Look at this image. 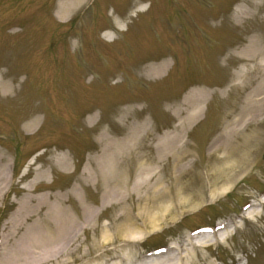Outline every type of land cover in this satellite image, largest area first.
<instances>
[{"label":"rangeland","instance_id":"374dc122","mask_svg":"<svg viewBox=\"0 0 264 264\" xmlns=\"http://www.w3.org/2000/svg\"><path fill=\"white\" fill-rule=\"evenodd\" d=\"M60 1L0 0V153L5 169L0 180V254L19 243L34 224L20 220L8 225L26 198L36 203L42 197L64 196L73 215L81 199L99 203L100 193L93 185L83 188L76 183L87 161L102 151L103 132L123 139L132 125L145 122L147 141L154 146L184 125L192 109L186 97L192 90H203L202 115L184 125L177 151L196 159L187 178L196 188L212 144L227 140L224 135L232 120L249 107L248 111H259L260 136L242 172L223 194L205 198L200 208L131 242L125 251V241L114 237L112 244L104 240L95 246L101 237L92 227L96 224L89 225L80 233L84 255L72 256L68 264H119L129 253L153 261L186 234L218 230L230 221L238 224L230 237L199 253L210 254L213 264H264V207H256V218H241L264 199V79L254 74L234 77L238 69H255L256 61L243 59L248 44L264 35V13L236 17L240 6L251 9L249 0H86L60 20ZM161 61L168 63L163 74L149 78L146 67ZM7 86L10 90L5 92ZM179 107L181 114H176ZM34 115L40 123L27 131ZM249 133L245 129L233 137V145L246 149L240 144ZM177 152L165 157L172 160ZM60 155L69 158V171L55 164ZM135 166L131 180L138 174ZM44 173L33 186L36 176ZM204 186L208 194L206 179ZM111 212L109 208L104 214ZM106 217L99 224L106 223ZM105 250L113 259L90 261ZM39 251L19 264H64L59 249Z\"/></svg>","mask_w":264,"mask_h":264},{"label":"bare ground","instance_id":"6f19581e","mask_svg":"<svg viewBox=\"0 0 264 264\" xmlns=\"http://www.w3.org/2000/svg\"><path fill=\"white\" fill-rule=\"evenodd\" d=\"M85 1L61 0L57 6L56 16L60 20H64ZM249 2L251 9L240 6L235 11L236 17L253 15L254 12L264 13V0H249ZM138 7L143 8L141 2ZM105 35L111 38L108 30L105 31ZM245 51L246 57L243 60L256 61L255 69L250 72L244 68L238 69L234 73V77L243 79L254 74L256 78L259 76L264 79V35L253 39ZM167 66L166 61L152 63L146 67L145 72L149 78L157 79ZM262 87L264 89V86ZM9 90L10 87L7 86L5 92ZM14 91L16 92L15 88L12 89V92ZM204 96L203 90H192L186 97L192 109L185 118L184 125L189 126L201 117L202 106L205 102ZM248 108L240 110L232 120L233 125L224 135L228 139L212 144L207 169L202 175H198L196 188L195 182H191L187 178L196 159H190L184 152H177L179 142L186 130L184 125L175 133L164 136L154 146L147 141L150 132L148 124L145 122L132 125L129 133L123 139L110 138L103 132L100 136L103 142L102 151L87 161L86 167L78 176V183H76L83 188L93 185L100 193L99 203L90 205L81 199V205L76 206L75 215H73L70 207L64 202V196L59 195L53 199L51 196L42 197L36 203L32 197L26 198L20 204L15 218L9 220L8 225L20 220L23 222L34 220V224L19 243L4 249V252L0 254V264L27 262L30 258H35L40 254V248L43 252H53L59 249L61 255L64 256V264H68L72 256L78 253L80 256L84 255L80 252V233L92 224H96L92 227L99 230L101 237L100 241L95 242V246H101L100 242L104 240V243L110 241L109 244H112V240L122 239L125 241L122 244V251H125L130 248L131 242L142 241L146 235L160 229L166 223L175 222L186 212L200 208L204 204L205 198L214 199L223 194L227 190L226 186L242 172L249 162V156L252 154L251 149L260 136L257 132L259 111H248ZM181 111L179 107L176 114H181ZM246 111L248 112L246 113ZM39 123V117L32 116L25 126L26 130L34 131ZM245 129L250 133L244 139L242 138L243 141L240 145L246 149L234 146L233 137L241 136ZM172 152L177 153L172 160H167L166 153ZM3 160L4 156L0 153V180L5 176L4 164L1 163ZM133 163L138 166V174L134 180H131L129 173ZM55 164L66 171L70 170L67 155L58 156L55 159ZM44 175L45 173L37 175L32 185L36 186L40 183ZM203 177L210 185L208 194H205V179ZM76 186L72 188L75 191L78 187ZM134 194L137 195L136 199H133ZM78 197L81 198V195ZM257 206L264 207V199L253 203L241 218L258 217L260 213L256 210ZM109 208L112 209V212L110 216H107L108 214L104 213ZM103 216H107V222L99 224V220ZM9 227L7 226V230ZM237 227V223L230 221L220 224L218 230L208 228L195 234L188 233L169 245L153 261L146 262L138 255L132 256L130 253L124 254L118 261L119 264H213L210 254L199 253V250L225 242L230 237L232 228L237 229ZM5 238L6 242H9L7 236ZM107 251L93 256L90 261L108 262L109 259L106 258L113 255L112 252L108 253ZM111 259L113 257H110Z\"/></svg>","mask_w":264,"mask_h":264}]
</instances>
